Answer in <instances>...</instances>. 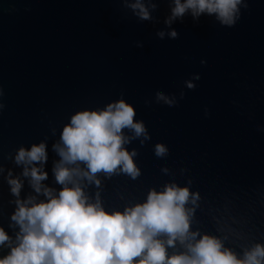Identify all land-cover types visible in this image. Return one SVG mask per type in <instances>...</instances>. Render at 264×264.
I'll return each instance as SVG.
<instances>
[{
  "label": "water",
  "instance_id": "95a60500",
  "mask_svg": "<svg viewBox=\"0 0 264 264\" xmlns=\"http://www.w3.org/2000/svg\"><path fill=\"white\" fill-rule=\"evenodd\" d=\"M173 7L174 0H0V227L13 243L16 201L45 200L44 187H62L53 167L63 126L77 111L123 99L145 129H122L138 174L117 167L97 172L98 184L75 176L88 201L123 211L149 190L187 187L197 239L214 235L238 257L264 246V0H240L231 26L188 10L173 18ZM40 142L47 176L38 193L22 174L33 165L14 157ZM158 143L166 149L159 156ZM77 166L86 170L69 165ZM10 178L21 182L18 195ZM183 251L179 241L166 246L167 254Z\"/></svg>",
  "mask_w": 264,
  "mask_h": 264
},
{
  "label": "clouds",
  "instance_id": "9594fccd",
  "mask_svg": "<svg viewBox=\"0 0 264 264\" xmlns=\"http://www.w3.org/2000/svg\"><path fill=\"white\" fill-rule=\"evenodd\" d=\"M239 3L240 0H174L171 16L181 17L186 10L194 18L201 13L215 14L222 25L231 26L238 16ZM139 14L142 19L148 18L143 6ZM158 35L162 37L163 32ZM169 35L175 37L176 32L170 31ZM186 86L191 88L193 84L187 82ZM134 114L133 106L119 99L102 109H84L70 117L60 133L62 144L54 145L60 160L53 174L62 187L56 194L44 187L45 200L33 201L29 197L16 201L11 220L18 231L13 243L0 227V246L8 244L0 264H264V246L259 244L238 257L214 235L202 234L197 239V233L189 231L192 210L185 208L190 197L187 187L171 184L160 191L149 190L144 201L123 211H106L99 199L88 201L75 176L98 184L97 172L110 174L119 167L132 177L138 174L132 159L134 151L124 147L128 137L122 133L127 128L136 136L145 134L143 123L134 121ZM165 151L162 144L155 146L156 155ZM14 159L17 164L33 165L25 167L22 174L30 177L36 192H41V181L47 176L42 170L45 144L20 147ZM37 161L39 166L33 164ZM76 162H82L86 170L69 167ZM8 183L11 193L18 195L21 182L10 178ZM196 198L192 193L193 203ZM176 241L184 244L186 251L167 254L166 246Z\"/></svg>",
  "mask_w": 264,
  "mask_h": 264
},
{
  "label": "trees",
  "instance_id": "16d2710c",
  "mask_svg": "<svg viewBox=\"0 0 264 264\" xmlns=\"http://www.w3.org/2000/svg\"><path fill=\"white\" fill-rule=\"evenodd\" d=\"M8 251L6 246H0V256L4 255Z\"/></svg>",
  "mask_w": 264,
  "mask_h": 264
}]
</instances>
